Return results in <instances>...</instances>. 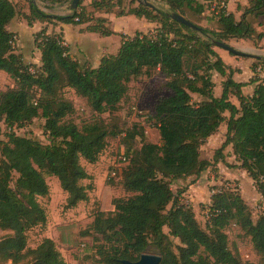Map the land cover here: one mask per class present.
Segmentation results:
<instances>
[{
	"label": "trees",
	"instance_id": "16d2710c",
	"mask_svg": "<svg viewBox=\"0 0 264 264\" xmlns=\"http://www.w3.org/2000/svg\"><path fill=\"white\" fill-rule=\"evenodd\" d=\"M40 1L62 4L72 0ZM136 1L125 5L124 0H91L93 12L89 13L81 0L70 15L52 16L30 0L23 13L12 0H0V71L14 82L12 89L0 94V122L12 132L14 127L41 118L49 140L44 145L9 133L7 142L0 143V230L7 233L0 239V262L65 264L51 239L43 238L35 248L27 245L28 231L47 222L38 202L49 194L45 177L58 181L66 194L65 208H75L87 201L89 190L82 185L90 175L80 159L95 164L107 139L120 134L100 121L77 126L70 119L73 104L63 98L62 90H72L100 116L117 110L132 81L154 72L165 79L164 88L169 92L155 104L150 118L159 142L146 141L140 125L121 133L127 163L121 186L128 195L112 201V212L94 215L86 232L92 239L90 259L94 264H121L122 260L137 261L142 254H156L160 264H241L229 249V226L238 228L249 238L253 251L264 256V214L253 220L236 188L213 187L218 192L210 196L205 229L182 201L186 187L171 189L173 181L199 178L208 169L214 170L216 163L224 162V150L230 146L237 168L247 173L264 200V77L235 82L236 71L223 63L212 43L252 40L255 30L248 17H264V0H246L238 20L225 10L213 14L216 30L194 23L198 30H192L170 18L172 13L185 18L186 11L201 15L203 7L195 0H162L168 12L142 1L135 5ZM115 8L117 18L133 16L155 24L153 33L119 35L111 30L107 18L93 14L108 15ZM18 17L28 26L35 22L46 25L34 39L39 66L26 64L14 52V35L7 28ZM57 23L85 26L81 32L102 37L118 35L121 44L95 68L80 64L62 44L61 34L47 33L48 26ZM262 38L264 34L256 35V39ZM261 67L264 60H255L252 73ZM214 73L223 79L219 97L214 95ZM247 85H255L250 96L242 92ZM223 123V143L210 161L202 159L201 146ZM137 137L141 144L133 149Z\"/></svg>",
	"mask_w": 264,
	"mask_h": 264
},
{
	"label": "rangeland",
	"instance_id": "374dc122",
	"mask_svg": "<svg viewBox=\"0 0 264 264\" xmlns=\"http://www.w3.org/2000/svg\"><path fill=\"white\" fill-rule=\"evenodd\" d=\"M12 1L13 3H16L15 5L19 13L28 11V0ZM30 1H33L39 9L41 8L44 10V13L49 10L54 12L59 11L52 10L53 8L45 5L43 6L39 0ZM131 1L132 0H124V4L127 5ZM211 1L213 0H195L197 4L203 7V13L198 15L192 11H186L185 18L197 26L216 30L218 26L209 4ZM223 1L226 4L227 12L234 13L233 15L235 19L238 20L242 11L241 0ZM147 2L159 10L168 12V6L162 0H147ZM90 3L91 0H82V5L86 11L92 13L93 9L90 7ZM134 4L137 5L138 2L136 1ZM117 11L118 10L115 8L112 10V13L107 16L114 21L117 19V17H115ZM62 12L67 15L71 14V11L67 6L60 10V13ZM93 14L95 17L106 16L102 12H94ZM17 19L21 20V17H18ZM248 22L255 30L254 38L252 40H230L227 41L226 44L248 55L254 54L255 52L264 53V38L260 40L256 39L257 34H264V17H248ZM117 24L123 25L125 30H127L126 24L123 20L118 21L116 25ZM109 27L111 28V22ZM154 29L155 24H149L144 33L151 34ZM93 44V38L86 36V40L72 41L69 46L72 50L73 57L78 59L81 64L87 63L93 65V63L100 57V54L95 56ZM14 46L18 49L19 40L17 41L16 38L13 43V47ZM116 46L117 42L103 45L101 51L105 52H102L101 55L106 52L107 54L113 53ZM34 48L35 45L33 44V52ZM214 51L217 54L219 53L224 59H230L233 63H240V69L235 70L238 72L235 77L238 81L249 82L251 79L263 75L264 67H261L259 71H256L257 73L255 75L252 73L251 65L255 64V60L249 56H234L218 47H214ZM25 54H27V52H25ZM29 55H27V58ZM28 61H30V59H28ZM221 80L222 78L213 74L212 81L216 93H219L221 90ZM164 83L165 79L157 72L152 73L149 77H139L128 85V92L119 104L117 110L112 113H104L100 116L90 111L86 102L83 99L76 97L72 90L64 88L62 90V96L73 104L74 113L70 116V119L77 126H81L83 123L100 121L110 130H118L121 134L123 131L127 132L129 129L133 128V125H140L144 127L145 140L151 143H158L159 139L155 130L156 128H154V124L150 118H152L153 107L155 104L161 98L169 95V92L164 88ZM13 87L14 82L8 77V75H6V73L0 71V94ZM251 87H247V90L245 91H251ZM43 124V119L36 118L33 119L32 122L25 124L23 127H14L12 132H10L4 124L0 122V143L7 142L9 133H13L15 136L31 138L46 145L49 143V140L47 134L43 132ZM224 128L225 125H222L215 139L206 141L201 146L200 156L202 159L211 160L214 150L223 143H221L219 139L224 135ZM120 134L107 139L106 148L95 164H88L80 159L81 166L85 169L88 175H90V179L82 181V185L89 187V190L87 201L80 202L75 208H65L66 194L61 190L58 181L53 177H45L49 188V194L47 197L39 198L38 202L46 212L47 222L44 226H38L28 231V247L35 248L43 238H49L54 242L55 247L61 254L65 264H94L93 260L90 259L93 256V252L90 249L92 239L89 234H86V232L89 231L94 215L98 211L104 213L112 212V201L117 198H125L128 195L121 186V176L127 167V163L123 159V157L126 156V145L123 143V134ZM222 140L224 141V137ZM140 144L141 142L137 137L132 142L133 149H138ZM224 154L225 156L230 157L233 162V158H231L230 152H227V148L224 150ZM208 170L212 171L211 168ZM229 182L235 186L237 193L245 199V202L252 212L253 220H256L259 215L264 214V207H261V201L256 200V194L253 190L254 184L250 186V192L252 195L248 194L247 197V195L243 194L240 190L238 182ZM184 185H186V183L183 182L182 184H179L178 182L173 181L171 183V189L175 192L180 189L179 187H184ZM213 185V183L206 184V189H212V187H214ZM184 199L185 198H183V200ZM184 201L186 202V205L193 209L195 218L200 227L205 229L207 215L204 213V205L200 203L197 206L192 207V204H190L188 200ZM164 231L166 232L167 230ZM6 234V232L0 230V239ZM226 234L228 237L229 249L239 259L241 264H264V256L257 255L253 251L249 238L244 236L238 228L229 226L226 230ZM174 243L178 244V241L174 240ZM0 264L11 263L0 262Z\"/></svg>",
	"mask_w": 264,
	"mask_h": 264
},
{
	"label": "crops",
	"instance_id": "0c3cea01",
	"mask_svg": "<svg viewBox=\"0 0 264 264\" xmlns=\"http://www.w3.org/2000/svg\"><path fill=\"white\" fill-rule=\"evenodd\" d=\"M240 2H241V6L246 5V0H241ZM32 3L35 4L33 1H32ZM40 3L43 6L45 5L47 7L53 8L52 10H59L58 12H54V11H50V10L48 12H45V13L52 15V16H66L67 14H65L63 12L60 13V10H62L66 6L70 10V2L62 3V4H56V3H49V2H41L40 1ZM40 10L44 12V10H42L41 8H40ZM103 17L107 18L111 22V30L112 31H114L116 34L123 35L126 37H131L136 32H141L143 34H146V33H144V31L148 28V26L150 24V23L144 21L143 19H137L133 16H125V17L117 18L114 21L112 18L108 17L107 15L103 16ZM121 20H123L125 22L127 30H125L123 25H120V24L116 25V23L118 21H121ZM45 26H46L45 24H42L39 22H35L31 26H28L24 20H22V19L19 20L17 18L12 20L11 23L9 24V26L7 28L8 31L14 35V37L16 38L17 41L19 40L18 49H16L14 46V52L16 54L20 55L23 62H25L26 64L31 63V64L39 66L40 54H39L38 50L36 49V47L34 48V52H33L34 37H35V34L37 32H39L42 27H45ZM84 27L85 26H73V25H64L61 23H57L54 25H49L47 33L48 34H51V33L61 34L63 39H64V43L66 41L65 46L69 49V53L72 56H73L72 50L70 49V46H69V44H71L72 41H75V40L76 41H84V40H86V36H89V38H93V40H94V44H93L94 54H95V56L100 54V57L97 59L96 62L93 63V65L91 64L92 66L87 64V63H82V64H86L90 67L95 68L99 65V62L103 57L113 55L117 52V50L121 44V38L118 35H112L109 37H102V36H99L98 34H95V33H89V32H84V31L81 32V29H83ZM113 42H117V46H116L115 50L113 51V53L107 54V52H106L105 54L101 55L102 52H105V51H101V48H103V45L111 44ZM104 50H105V48H104ZM25 52H27V54H25ZM27 55H29L28 58H27ZM32 56H34V57H32ZM219 56L226 66L230 67L233 70H236V69L239 70L240 69V63H233L230 59H224L220 54H219ZM28 59H30L31 62L28 61ZM74 59L78 63L81 64V62L78 59H76V58H74ZM234 60H236V59H234ZM237 73L238 72H235L233 75V80L235 82L248 83V82H242V81L236 80L235 77L237 76ZM214 74L219 76L216 73H214ZM258 77H264V72H263V75H260ZM222 81H223V79L221 80V82ZM247 87L248 88L251 87V91H245V90H247L246 89ZM254 87H255V85H250V86L247 85V86L243 87L242 88L243 94L245 96H250L253 92ZM220 94H221V90L219 93H216V91L214 90V95L216 97H219ZM231 101L236 106L238 105V103L235 99H231ZM222 125H225V124H222ZM222 125L218 128V131L214 135H212L210 138H208L206 141H211L212 139H215V137L219 133V130L222 127ZM225 131H226V125H225V128L223 129L224 135H225ZM156 133H157V136L159 139V135H158L157 130H156ZM224 135H222V136L224 137ZM223 137H220V139H219L221 141V143L223 142V140H222ZM227 152H230L231 158H233V162L230 159V157L225 156L223 163L222 162L216 163V165L214 166V170L205 171L204 173H202L200 175L199 178L189 177L185 180L174 181V182H178L179 184H182L183 182L186 183V185H184V187H186V191L184 192V194L182 196L183 203H186L184 200H188L190 202V204H192L191 205L192 207L197 206L198 204L201 203L204 205V209H205L204 213L206 214V210H207L208 205L210 203L209 193L211 190V189L210 190L206 189V184L213 183L214 184L213 186H219L221 183L225 182L226 180L238 182L240 190L242 191L243 194H246L247 197H248V194L252 195L250 192V186L253 184L252 180L249 178V176L247 175L246 172L237 168L238 163L236 162L234 156L232 155V150H231L230 146L227 147ZM205 160L210 161V159H205ZM207 174H208V176H207ZM217 176H220V177H217ZM179 188H181V187H179ZM253 190L256 194V200L264 201L261 198V196L257 193L255 187H253ZM183 198H185V199L183 200ZM242 198H243V196H242ZM243 200H245V199L243 198Z\"/></svg>",
	"mask_w": 264,
	"mask_h": 264
},
{
	"label": "water",
	"instance_id": "95a60500",
	"mask_svg": "<svg viewBox=\"0 0 264 264\" xmlns=\"http://www.w3.org/2000/svg\"><path fill=\"white\" fill-rule=\"evenodd\" d=\"M79 1L80 0H72L71 1V3H70V10L71 11H75L77 9ZM137 1H142L146 5H151L146 0H137ZM170 18L173 21L188 27L189 29L198 30V28L193 23H191L186 18H184L183 16H181L177 13L170 14ZM212 43L216 47H218L222 50H225L226 52H228L229 54H232L234 56H240V57L249 56L250 58H252L254 60H260V59L264 60V53H261V52H255L254 54L248 55V54H245L244 52H241V51H238V50L232 48L231 46H229L226 43H222V42H218V41H212ZM160 262H161V257L158 255L142 254L137 261L130 262L127 260H122L121 264H160Z\"/></svg>",
	"mask_w": 264,
	"mask_h": 264
},
{
	"label": "built area",
	"instance_id": "2783aa9c",
	"mask_svg": "<svg viewBox=\"0 0 264 264\" xmlns=\"http://www.w3.org/2000/svg\"><path fill=\"white\" fill-rule=\"evenodd\" d=\"M209 4L211 6L212 14L217 15L221 10L227 11L226 4L223 0H213ZM14 40H15V37H13V43H14ZM62 44L65 46L64 42ZM218 187H223L224 189H234L235 188V186L232 185L229 181H225L221 183ZM215 189L216 188H212L210 190V193H209L210 196L218 192V190H215ZM261 207H264V201H261Z\"/></svg>",
	"mask_w": 264,
	"mask_h": 264
}]
</instances>
